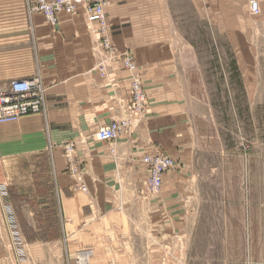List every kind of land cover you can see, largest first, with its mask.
I'll return each mask as SVG.
<instances>
[{
    "label": "crops",
    "instance_id": "obj_1",
    "mask_svg": "<svg viewBox=\"0 0 264 264\" xmlns=\"http://www.w3.org/2000/svg\"><path fill=\"white\" fill-rule=\"evenodd\" d=\"M127 1L133 0H113V5L105 8L113 56H117L116 61H110L112 55L99 43V24L90 22L83 12L74 17L62 15L52 26L41 13H30L34 0H0V84L40 77L46 88L43 114L0 125V158H48L51 202L61 236L58 243L68 259L80 249H92L93 264L125 263L117 257L105 261V252L130 253V264L139 260L142 264H160L155 258L162 255L164 261L165 253L171 251V238L181 253L187 249L189 237L201 234L212 239L225 236L226 240L237 236L244 245L255 215L230 211L226 196L221 199L224 210L204 212L207 202L197 193L201 180H191L199 169L187 101L175 89L179 80L175 70L164 56L151 53L149 41L145 55L148 100L140 122H134L115 142L94 140L102 127L129 117L133 107L131 74L122 56L131 49L136 66L143 56L137 53V40L119 34L122 28L135 27L132 18L137 5ZM190 1L200 6L204 2ZM206 1L215 27L228 32L244 26L236 19V4L245 10L248 0ZM174 2L147 0V9L162 12L165 19ZM260 10L257 19L264 27V0H260ZM102 62L104 70L99 69ZM242 75L250 86L251 68H244ZM83 139L88 142L82 144ZM69 143L76 146L78 176L67 172L64 155ZM154 153L179 165L165 175L158 197L147 193L148 170L142 163L143 157ZM210 169L214 171L213 166ZM0 205L6 210L7 203L1 201ZM29 212V219L36 220L33 211ZM257 216L264 220V212ZM27 250L21 264H45L37 249ZM219 264H264V259H245L242 255Z\"/></svg>",
    "mask_w": 264,
    "mask_h": 264
},
{
    "label": "rangeland",
    "instance_id": "obj_2",
    "mask_svg": "<svg viewBox=\"0 0 264 264\" xmlns=\"http://www.w3.org/2000/svg\"><path fill=\"white\" fill-rule=\"evenodd\" d=\"M106 1V8L113 5V0ZM130 2L137 5L132 18L135 27L122 28L119 34L139 43L137 53L143 60L137 66L133 61L144 91L148 41L151 53L164 56L178 75L175 89L187 101L186 111L194 126L199 173H193L191 180H201L197 193L207 202L204 212L224 210L221 199L226 196L230 211L255 215L244 245L237 236L226 240L225 236L212 239L201 234L189 237L187 249L180 253L177 241L171 238V251L165 253L163 262L162 255L156 257L155 263L219 264L228 257L238 259L242 255L245 259H264V220L257 216L264 212V27L258 16L249 14L248 6L243 10L239 2L235 16L244 26L228 32L213 25V14L205 0L202 6L190 0H175L165 19L162 12H148L147 0L125 3ZM126 54L132 56L131 49L122 57ZM248 67L252 72L250 86L242 75ZM178 168L175 163L174 170ZM67 172L70 174L69 165ZM50 179L46 156L0 158V202L7 203L6 210L0 205V264L23 263L29 248L37 249L36 254L45 264H76L77 254L89 250L93 264L92 249H80L71 259L64 255L65 249L58 243L61 236L51 202ZM162 191L156 195L147 193L158 197ZM29 210L36 220L29 219ZM116 257L123 264L131 262L130 253L105 252L103 259Z\"/></svg>",
    "mask_w": 264,
    "mask_h": 264
},
{
    "label": "built area",
    "instance_id": "obj_3",
    "mask_svg": "<svg viewBox=\"0 0 264 264\" xmlns=\"http://www.w3.org/2000/svg\"><path fill=\"white\" fill-rule=\"evenodd\" d=\"M106 6V0H34L29 6V10L30 13H41L52 26L58 24L59 17L62 15L74 17L80 11L83 12L90 22L99 24L98 31L102 34L99 42L100 46L105 52L112 55L110 61H116L117 56H113L115 53L107 37ZM248 6L252 16L260 15V0H248ZM133 60V57L128 54L122 57L125 69L131 74L133 107L130 115L123 121H115L102 127L94 136V140L99 143H111L118 140L133 126L134 121H137L145 110L147 96L139 77L136 75V66ZM99 69H105L104 62L99 65ZM45 93L46 88L40 77L17 80L5 85L0 84V125L18 123L24 117L43 114ZM87 142L88 139H83L81 143L85 144ZM75 151L76 146L74 143L66 145L65 156L72 176H78ZM142 163L148 170L149 193L152 195L159 194L164 185V177L175 168V162L160 153H154L143 157ZM82 191L87 192V189L83 187ZM82 252H90L92 255L89 250ZM76 264H79L78 256H76Z\"/></svg>",
    "mask_w": 264,
    "mask_h": 264
},
{
    "label": "bare ground",
    "instance_id": "obj_4",
    "mask_svg": "<svg viewBox=\"0 0 264 264\" xmlns=\"http://www.w3.org/2000/svg\"><path fill=\"white\" fill-rule=\"evenodd\" d=\"M105 127V126H104ZM115 142V141H114ZM112 143V142H111ZM149 178V177H148ZM79 264H90L91 254L90 252H81L78 255Z\"/></svg>",
    "mask_w": 264,
    "mask_h": 264
}]
</instances>
